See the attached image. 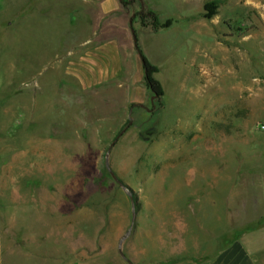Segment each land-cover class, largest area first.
I'll list each match as a JSON object with an SVG mask.
<instances>
[{
    "label": "rangeland",
    "instance_id": "obj_1",
    "mask_svg": "<svg viewBox=\"0 0 264 264\" xmlns=\"http://www.w3.org/2000/svg\"><path fill=\"white\" fill-rule=\"evenodd\" d=\"M211 1L0 0V264H179L264 235V0Z\"/></svg>",
    "mask_w": 264,
    "mask_h": 264
},
{
    "label": "crops",
    "instance_id": "obj_2",
    "mask_svg": "<svg viewBox=\"0 0 264 264\" xmlns=\"http://www.w3.org/2000/svg\"><path fill=\"white\" fill-rule=\"evenodd\" d=\"M179 264H264V235L234 240L207 258Z\"/></svg>",
    "mask_w": 264,
    "mask_h": 264
},
{
    "label": "trees",
    "instance_id": "obj_3",
    "mask_svg": "<svg viewBox=\"0 0 264 264\" xmlns=\"http://www.w3.org/2000/svg\"><path fill=\"white\" fill-rule=\"evenodd\" d=\"M220 5V1L213 0L207 4L204 5V11L206 12L205 18H210L211 16L214 15L215 10L217 7ZM172 20H166L163 24L161 25H154L155 29H167L172 25ZM137 48V46H136ZM139 57L141 60L142 64V69L144 71V81L149 90H151L156 96H161V88L158 83L153 78V73L155 72V68L150 65V63L147 61L145 57L141 55L139 52Z\"/></svg>",
    "mask_w": 264,
    "mask_h": 264
},
{
    "label": "water",
    "instance_id": "obj_4",
    "mask_svg": "<svg viewBox=\"0 0 264 264\" xmlns=\"http://www.w3.org/2000/svg\"><path fill=\"white\" fill-rule=\"evenodd\" d=\"M129 24L131 25V21L129 22ZM130 32H131V36H132V39H133V42H134V46L136 47V46H137V40H136V37H135V34H134V30L131 28V29H130ZM122 133H123V131H122L121 133H119L118 137L121 136ZM114 142H115V141H114ZM112 145H113V144H112ZM112 145H111V146H112ZM109 150H110V148L108 149L107 154H108ZM122 240H123V239H122ZM122 240H121V241L119 242V244H118V253H119V255L121 256V258L125 259V256L123 255V253H122V249H121Z\"/></svg>",
    "mask_w": 264,
    "mask_h": 264
},
{
    "label": "built area",
    "instance_id": "obj_5",
    "mask_svg": "<svg viewBox=\"0 0 264 264\" xmlns=\"http://www.w3.org/2000/svg\"><path fill=\"white\" fill-rule=\"evenodd\" d=\"M263 129H264V127H263Z\"/></svg>",
    "mask_w": 264,
    "mask_h": 264
}]
</instances>
